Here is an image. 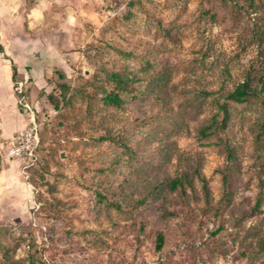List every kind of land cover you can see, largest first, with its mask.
<instances>
[{
	"label": "rangeland",
	"instance_id": "374dc122",
	"mask_svg": "<svg viewBox=\"0 0 264 264\" xmlns=\"http://www.w3.org/2000/svg\"><path fill=\"white\" fill-rule=\"evenodd\" d=\"M0 45L50 119L27 177L0 159V264H264L262 96L209 127L264 83V0H0Z\"/></svg>",
	"mask_w": 264,
	"mask_h": 264
},
{
	"label": "trees",
	"instance_id": "16d2710c",
	"mask_svg": "<svg viewBox=\"0 0 264 264\" xmlns=\"http://www.w3.org/2000/svg\"><path fill=\"white\" fill-rule=\"evenodd\" d=\"M2 47L0 45V52ZM13 78L15 76L16 69L12 65ZM111 80L113 82V89L105 95L102 101L106 104H111L115 106H122L127 100L131 98L134 94V87L131 84L132 75L128 73H112ZM261 95L263 98L264 105V83H262L260 89L257 91L252 87L251 78L247 77L241 83L237 84L230 92H228L223 100H216L217 112L221 116L220 119L217 116H213L212 122L209 127L213 126L214 130L225 129L229 120V110L228 104L233 103H243L255 95ZM212 128V127H211ZM260 131H264V121L261 120L259 123ZM206 129L203 130V133ZM40 146V142H39ZM39 146L37 148V156L39 151ZM39 160V157H38ZM172 189H177L181 187L182 183L180 180L172 181ZM164 245V235L162 233L156 234V250L159 252L162 250Z\"/></svg>",
	"mask_w": 264,
	"mask_h": 264
},
{
	"label": "built area",
	"instance_id": "2783aa9c",
	"mask_svg": "<svg viewBox=\"0 0 264 264\" xmlns=\"http://www.w3.org/2000/svg\"><path fill=\"white\" fill-rule=\"evenodd\" d=\"M13 92L20 111L26 117V123L2 149L0 159L17 163L21 174L27 177L29 170L38 163L37 148L40 142L41 127L50 119L49 115L42 117L41 120L37 118V112L29 102L26 80H17L13 85Z\"/></svg>",
	"mask_w": 264,
	"mask_h": 264
},
{
	"label": "crops",
	"instance_id": "0c3cea01",
	"mask_svg": "<svg viewBox=\"0 0 264 264\" xmlns=\"http://www.w3.org/2000/svg\"><path fill=\"white\" fill-rule=\"evenodd\" d=\"M20 72V69H18ZM4 79L7 82L4 87ZM13 71L10 60L0 58V136H12L26 123V117L20 111L12 87Z\"/></svg>",
	"mask_w": 264,
	"mask_h": 264
}]
</instances>
